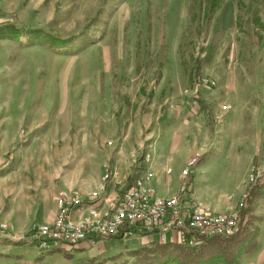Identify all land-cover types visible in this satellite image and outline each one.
Wrapping results in <instances>:
<instances>
[{"label": "rangeland", "instance_id": "1", "mask_svg": "<svg viewBox=\"0 0 264 264\" xmlns=\"http://www.w3.org/2000/svg\"><path fill=\"white\" fill-rule=\"evenodd\" d=\"M4 122L21 124L0 158L28 184L78 181L93 151L104 170L119 159L121 168L161 138L165 161L170 131H206L207 154L192 153L217 184L195 188L225 209L241 195L227 213L194 196L193 184L192 197L218 215L245 201L264 246V0H0ZM0 225L8 237L11 226ZM124 244L109 264H132ZM74 254L44 252L35 264H78Z\"/></svg>", "mask_w": 264, "mask_h": 264}, {"label": "built area", "instance_id": "2", "mask_svg": "<svg viewBox=\"0 0 264 264\" xmlns=\"http://www.w3.org/2000/svg\"><path fill=\"white\" fill-rule=\"evenodd\" d=\"M132 158L134 170L130 186L127 182L110 201L104 196L106 184L112 177L109 166H106L101 185L86 198L77 189L60 191L54 221L37 223L31 228L29 242L35 250L39 253L72 251L83 242L96 244L109 238L128 240L136 236H157L160 244L196 249L213 237L235 234L246 223L248 217L243 200L234 212L218 215L192 197V170L201 162L202 153L193 155L181 172L178 193L169 198L158 196L152 154L133 155ZM10 161L11 158H0V169ZM80 209L86 212L78 215ZM3 231L5 226L0 225V234ZM170 233L174 238L168 237Z\"/></svg>", "mask_w": 264, "mask_h": 264}, {"label": "crops", "instance_id": "3", "mask_svg": "<svg viewBox=\"0 0 264 264\" xmlns=\"http://www.w3.org/2000/svg\"><path fill=\"white\" fill-rule=\"evenodd\" d=\"M218 112L219 109L217 108L215 113L218 114ZM20 124V122L0 123V137L4 140L3 145L0 146V156L5 151V144L8 143L7 146H10L9 142L13 144L16 140ZM172 131H170L171 134L166 145L167 148L163 149L165 153L167 151L168 156L166 158L169 159L163 161L164 155L158 154L162 138L156 141L155 146H151V148L154 147L152 157L156 170L154 183L158 196L162 198L172 197L178 192V187L181 184V172L187 167L193 156L192 152L194 148H199V151H202L205 155L210 146V139L207 137L208 132L206 131L202 132L204 134H201L199 130L200 134L196 138L192 137V139L191 137L189 139V130L186 136L182 133H173L174 131ZM134 152H131L132 156ZM180 153H183L184 157L179 155ZM103 159L104 156L101 153L93 151L90 158H87L85 161L88 166L85 167L86 171H81L82 176L78 178L79 180H64L60 184H55L54 181L50 184H28L24 179L19 181L18 173L14 170L16 164L11 161L0 169V223H8L11 226L8 237L4 238L0 236V264H35L36 259L40 257L41 253L39 254V252L32 248L33 246L28 239H23L30 226L35 222L50 223L54 220L57 214L56 198L60 191L77 189L82 197L86 198L91 191L97 189L102 183L105 172ZM179 160L181 161L179 162ZM129 161L127 159L123 160L124 163L121 162L122 166L119 168V159V161L110 167L112 177L110 182L106 184L104 192V196L108 201L112 200L116 191L124 187L128 182L133 166V160ZM202 161L203 159L200 163ZM172 163L173 166L171 165ZM211 166L204 164L198 167L197 171L195 168L192 170L194 196L206 199L218 212L227 213L236 205L241 193L236 198L226 199L228 202L232 201V203L230 207L225 209L220 206L224 204V201L216 197L214 192L204 194L199 186L195 188L196 184H217L215 182L217 180L214 177L205 175V171ZM204 181L205 183H203ZM158 190L164 191L165 194L161 195V191ZM208 206L213 209L210 205ZM85 212V209H80L77 214L80 215ZM168 237L174 238L173 233H170ZM122 242L125 243V246L131 243L133 247L126 250L125 253L159 244L157 236H136L128 240L109 238L96 244L83 242L73 248L72 251L75 253L74 256L77 255L79 257L76 259L79 261L78 264H88L91 261L95 263L105 261V264H109L111 259L115 257L114 254L120 253V244ZM129 260L133 261V258ZM240 264H264V246H261L260 241L258 242L257 249L244 257Z\"/></svg>", "mask_w": 264, "mask_h": 264}, {"label": "trees", "instance_id": "4", "mask_svg": "<svg viewBox=\"0 0 264 264\" xmlns=\"http://www.w3.org/2000/svg\"><path fill=\"white\" fill-rule=\"evenodd\" d=\"M8 27L9 31L15 34L22 33L15 26L8 25ZM131 182L130 176L127 186H130ZM263 185L256 186L262 189ZM256 192L259 196L260 193ZM257 221L258 219L249 216L244 226H241L235 234L228 237H213L196 249L159 243L131 251L129 256L133 258L132 264H240L244 257L257 249L259 237ZM105 263L91 261L88 264Z\"/></svg>", "mask_w": 264, "mask_h": 264}]
</instances>
